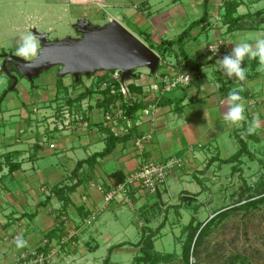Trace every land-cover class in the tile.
Returning a JSON list of instances; mask_svg holds the SVG:
<instances>
[{"label":"crops","instance_id":"obj_1","mask_svg":"<svg viewBox=\"0 0 264 264\" xmlns=\"http://www.w3.org/2000/svg\"><path fill=\"white\" fill-rule=\"evenodd\" d=\"M46 1L49 5L64 4L65 8L70 9L69 18L73 19V27L77 31V23L81 19L88 20L90 26L103 25L117 19L128 27L124 23L127 20L133 26L128 28L142 40L159 43L165 39H177L188 29L184 39L188 42L186 48L189 50L185 49L189 52L191 63L187 65L189 70L196 72L197 68L193 65L196 62L199 75L195 82L192 80L187 86L164 94L162 102L157 103L154 118L150 115L144 117L143 122L134 129L136 134L152 131V139L145 140L141 150L135 144V135L130 134L118 140L111 151L101 154L107 146L110 130L101 121L102 110L107 106L99 104L98 97L102 96L97 92L81 99L88 98L91 102L92 113L88 126L77 124L73 128L59 129V136H52L49 141L40 140L44 131L42 120L51 124L52 118L62 108L61 105H70L67 96L75 97L95 85V79L92 80L95 75L89 76V87L79 86L78 83L73 92L69 88V93H66L58 87L57 76L62 65H52L43 69L39 75L28 78L31 80L28 89L20 82L27 77L12 68L13 62L7 65L18 76L16 83L1 67L3 54L12 51H0V80L3 81L0 84V243L3 252L0 264L16 259L20 250L26 247H11V242L17 236H22L27 246L43 245L46 236L53 243L67 232L73 235L72 239L79 240L80 234L95 220L107 214L109 218L117 216L126 201L121 194L107 200L99 185L113 187L119 178L136 170L146 158L165 160L183 151L184 166L171 170L165 183L155 193L157 197L191 195L192 191L198 193L205 189L202 175L206 169L204 167L211 166L215 161L212 158L216 157L218 161V158L235 154H229L227 142L231 143L232 150L238 151L236 143L241 138H264V72L257 71L258 60L245 58L242 67L246 68L247 75L243 81L235 77L228 78L216 64L218 59L231 53L236 44L254 43L256 39L264 38V0H236L233 15L240 18L233 27L223 18L226 4L231 0ZM103 7L116 8V11L108 15L105 23H96L94 20L102 16ZM206 10L207 17L200 21ZM216 16L221 19L211 26L209 22L212 18L217 20ZM48 29L54 30L53 26ZM51 31L40 32L34 29V35L45 33L48 40L71 36L52 37ZM201 32L207 33V37L198 41ZM38 42L41 46L40 39ZM149 42L147 44L151 46ZM178 42L168 45L171 55L167 58L158 53L165 62L152 76L147 73L150 71L147 67V72L136 70L137 75L132 81L140 86L139 91L147 90L156 80L158 72L182 69L181 61H174V55L180 53ZM210 42L222 43V50L216 56L210 55L207 50ZM61 76L67 89L74 84L75 77L72 74ZM68 76H72V79ZM233 88H243L240 94H243L246 118L235 125L223 119L227 93ZM62 95H65L64 99ZM166 98L171 100L166 101ZM177 104L181 105L179 109L176 108ZM254 117L259 118V123L255 132L249 134L247 129ZM51 141L56 145L50 146ZM183 182L186 185L181 188ZM152 194L154 192L132 184L128 192V203L131 205L132 202L142 201ZM142 203L145 204V201ZM135 206H131L133 210ZM87 231L91 241L96 243L98 238L114 236L111 231L103 234L99 226L95 228V224ZM124 238L125 234L121 233L118 242L128 241ZM9 247L13 251L9 255L12 258L5 255Z\"/></svg>","mask_w":264,"mask_h":264},{"label":"rangeland","instance_id":"obj_2","mask_svg":"<svg viewBox=\"0 0 264 264\" xmlns=\"http://www.w3.org/2000/svg\"><path fill=\"white\" fill-rule=\"evenodd\" d=\"M90 9L97 10L93 7ZM101 10L103 11L102 16L106 20L102 16H97L94 21L103 24L108 21V15L113 14L116 8L103 7ZM69 13L70 9L65 8L64 4L49 5L46 0H0V51L5 49L15 54L22 34L28 32L34 34V29L40 32L51 31L52 29H48L49 26H53L54 29L50 33L52 37L64 38L67 34L78 36L79 32L73 27L74 22L72 23L73 19L69 18ZM215 21L219 20L212 18L209 24L211 23L213 26ZM124 23L129 28L133 27L127 20ZM206 37L207 33L201 32L198 41H203ZM145 40L149 42L147 39ZM153 43L157 45L156 42L150 44ZM181 43L186 48L188 43L186 38ZM178 46H180V42H178ZM154 49L165 55L166 58L171 55L169 47L158 49L155 46ZM186 49L189 50L188 47ZM174 57V61L184 60L187 62L181 52ZM188 61L191 62V60ZM213 65L211 64V66ZM181 66L186 70L189 69L186 64H181ZM136 70L138 72L148 71L145 67ZM147 73L153 75L150 71ZM68 78L72 79V76H68ZM89 78V75L82 74L79 86L89 87L91 85ZM37 79L38 77H36ZM93 79L95 76H92ZM2 82L0 80V84ZM20 82L30 89L31 80L23 78ZM77 84L74 82L69 85L68 89H65L63 85L58 87L69 93V88L73 92ZM42 125L44 131L40 136L41 141H48L47 138L60 135L61 131L58 128L50 129L49 121L42 120ZM222 136L224 137V135ZM255 139L256 141H254ZM255 139L244 137V140L236 143L238 150L244 149L233 161L223 162V159L218 158L216 161V157L212 158V161L215 160L212 165L204 167L206 168L202 175L204 190L198 193L192 191L191 195L175 196L174 194L161 197H157L155 193L157 191H155L154 194L147 195V198L142 200L145 201V204L139 200L130 205L128 203L130 200L126 199L125 204L121 206L122 211L117 216L109 218L107 214L87 226V230H91L95 224V228L99 226L103 234H106L105 231H111L112 235L114 234L112 238H98V244L91 241L87 230L80 234L81 239L79 240L72 239L73 235L68 234L69 232L64 233L61 239L53 243L50 242L48 249H44L46 256L43 264H106L105 258L110 253L111 264H135V257L144 254L142 250L144 243L141 242V237L143 229L147 234L148 230L145 228L148 227L155 230L152 247L155 253L151 251V257L146 261H141V264H186L183 260V246L187 239V231L183 230V226L190 221L195 224L200 221L206 222L217 212L226 208L228 213L217 218L199 236L196 247L197 254L191 256V261L199 262V264H264V201H260L258 206L249 208L235 205L244 202L250 195H258L264 191V138L259 136ZM227 145L230 149L229 154L237 152V150H232L230 142H227ZM203 150H207V148ZM183 154L184 152L181 151L177 155L183 156ZM184 164L185 161L180 168ZM185 185L183 182L181 188H184ZM132 205H136L134 210ZM121 233L125 234L124 239H127L129 243L116 246L110 252L111 246L120 243L118 241L121 238ZM48 238L44 237L43 245L48 242ZM1 246L0 243V257H3ZM11 247L15 248L16 245L11 242ZM37 248L38 245H26L24 249L20 250L16 259H11L6 264H34L35 257L32 256L31 250ZM12 253L13 251L9 247L5 255L9 256Z\"/></svg>","mask_w":264,"mask_h":264},{"label":"built area","instance_id":"obj_3","mask_svg":"<svg viewBox=\"0 0 264 264\" xmlns=\"http://www.w3.org/2000/svg\"><path fill=\"white\" fill-rule=\"evenodd\" d=\"M219 19H221V17L217 16V20ZM207 50L209 54L215 56L221 52L222 43L210 42ZM164 62L165 60L160 56L158 67ZM180 64L187 65L184 60H182ZM114 70L111 76L114 79L120 80L121 70ZM157 70L154 73H156ZM156 77V80L150 84L148 89L143 91H133L131 89L130 84L133 82L132 78L126 79L125 81L120 80L119 87H115L112 84L111 91L122 93L123 98H118L110 102L109 105L102 110L101 121L109 128L110 132L116 136L134 134V141L139 150L143 148L144 141L151 140L153 135L152 131L136 134L134 129L143 122L144 117L150 115V117L152 116L154 118L157 111L158 98L175 89L187 86L193 80L194 72L182 67V69L176 72H158ZM107 84L108 82H103L102 87H106ZM131 100H144L147 104L136 110L133 116H129L124 104L132 102ZM90 105L91 102L88 98L79 102L75 101L73 105H61L62 108L51 120V129L58 128L64 130L66 128H73L77 124L88 126L92 113ZM47 140L49 141V138H47ZM49 144L50 146L56 145L54 141H51ZM184 161L185 158L183 156L175 155L165 160L146 158L136 170L126 176V180L123 183L114 185L109 189H104L102 185H99V187L105 192V198L107 200L114 198L118 194H121L124 200L128 199V192L132 184H138L150 192H155L165 183L169 172L174 168L181 167ZM31 252L33 253L32 256L35 257L34 264L44 263L46 251L44 252V250H42L40 252L35 249L31 250Z\"/></svg>","mask_w":264,"mask_h":264},{"label":"water","instance_id":"obj_4","mask_svg":"<svg viewBox=\"0 0 264 264\" xmlns=\"http://www.w3.org/2000/svg\"><path fill=\"white\" fill-rule=\"evenodd\" d=\"M81 36L48 40L45 33H37L41 40L38 56L27 62L14 53H4L2 69L16 83L8 62L27 78L39 75L52 65H62L59 75L72 74L78 81L81 74L90 75L100 70L120 69V80L136 77L134 71L147 67L154 73L159 65L160 55L144 40L117 19L103 25L90 26L86 19L78 23Z\"/></svg>","mask_w":264,"mask_h":264},{"label":"trees","instance_id":"obj_5","mask_svg":"<svg viewBox=\"0 0 264 264\" xmlns=\"http://www.w3.org/2000/svg\"><path fill=\"white\" fill-rule=\"evenodd\" d=\"M237 1L236 0H231L228 1L226 4V12L223 15L224 21L229 23L230 27L236 26L238 19L240 18V16H234L233 15V10L236 9V5ZM208 15L207 10L204 11V15L199 19L200 21L204 20ZM188 29H186L185 31H183L177 39H165L160 41L159 43H157V45H155L154 43L151 45V47H158V49H161L162 47H168V45H173V43H175L176 41L180 42V52L184 55V59L187 61L186 63H191L188 60H191L188 56V53L186 52L183 44L181 43L182 40L185 37V34H187ZM196 68L197 71L194 72V77H193V81L195 82V80L198 78L199 75V66H197L198 64H196V62H194L193 64ZM115 70H104L103 73H92L89 76H92L95 74L96 78H95V85L89 87L87 90H84L82 92H80L79 94H77V96L75 97H70L67 96V101H69L68 103H70V105H73L75 102H73L74 100L76 101H81V99H83L84 97L88 96V95H92L94 94V92H97L98 94H101V97H98V102L100 105H106L108 106L110 102L118 99V98H123L122 93L120 92H112L111 91V87L112 84L115 87H119L120 85V80L119 79H114L111 75ZM136 71V69L134 70ZM57 80H58V86L61 87L63 85V87L66 89V85L63 82V77L61 75L58 74L57 76ZM82 80V74L80 75V79L77 81L75 78L73 80V82H81ZM108 82L106 87H102L103 86V82ZM130 87L134 90L139 91L141 88L139 85L135 84L134 82H132L130 84ZM223 88V86H220ZM62 91V90H61ZM60 93V92H59ZM247 94V93H246ZM245 95V94H244ZM241 96H243V94H241ZM58 98V97H57ZM163 98V96H161L160 98L157 99V103L161 101V99ZM164 100V99H163ZM166 101L171 100V98H166ZM164 100V102H165ZM132 102L130 103H125L124 106L126 108L127 113L129 114V116H133L135 111L138 110L139 108H141L142 106L146 105L147 102L144 100H131ZM162 102V101H161ZM178 102V101H177ZM181 105H176V108H180ZM128 135L125 136H116L113 133L110 132L109 137H108V142H107V146L106 148L101 151V154H105L108 153L109 151H111L116 142L124 137H126ZM241 140H244L243 138H241ZM244 148H240L235 154L226 157V158H222L223 162H230L233 161V159L236 158V156L238 154H241L243 152ZM175 156H180V155H175ZM180 167L174 168L172 170L178 169ZM170 173V172H169ZM126 180V176L119 178V180L116 181L115 185L119 184V183H123ZM103 186V185H102ZM104 187V186H103ZM104 189H109L104 187ZM126 201V200H125ZM260 201H264V191L258 193V195H250L248 198H246V200L242 203L239 204H235V205H241L242 207H252V206H258V204L260 203ZM228 213L227 208L223 209L219 212H217L214 216H212L210 219H208L206 222H202L200 221L199 223H193V221L188 222L187 225L183 226V230L187 231V239L184 241V246H183V260L186 264H199V262H192L191 261V256L196 255L197 254V244L199 242V236L204 232L205 229H207V227H209L217 218H220L224 215H226ZM63 227V226H62ZM62 227L60 228V230L62 229ZM159 229V228H158ZM145 230L147 231V234L144 232L143 229V234L141 237V242L144 243V246L142 247L143 253L144 254H140L138 256L135 257V264H141V261H146L151 257V251H153L152 247H153V234L155 232L154 229H152V227H148L145 228ZM62 238V235L59 237V239ZM50 240L48 239V244L45 243V245H41L38 246L37 249H39L40 251L44 250V249H48V245L50 244ZM63 243V242H62ZM125 243H129L127 241H123L120 242L118 244H114V246L110 247V252L112 251V249L116 246H121L124 245ZM146 245V246H145ZM45 250V251H46ZM153 253H155V251H153ZM110 255V254H109ZM109 255L105 258V261L107 262L106 264H111L110 262V257Z\"/></svg>","mask_w":264,"mask_h":264},{"label":"clouds","instance_id":"obj_6","mask_svg":"<svg viewBox=\"0 0 264 264\" xmlns=\"http://www.w3.org/2000/svg\"><path fill=\"white\" fill-rule=\"evenodd\" d=\"M39 39L38 36L31 32L22 34L16 48V56L31 62L33 58L38 56ZM245 58L258 60L257 71L264 72V38H258L254 43L241 42L236 44L231 53L218 59L216 64L220 66V69L224 71L228 78L235 77L237 80L243 81L247 75L246 68L242 67ZM242 91L243 88H233L227 93L226 110L223 113V119L234 125L246 119L244 115V98L240 94ZM258 123L259 118L254 117L252 124L247 129L249 134L255 132ZM13 242L17 248L24 247L27 244V241L22 236H17Z\"/></svg>","mask_w":264,"mask_h":264}]
</instances>
